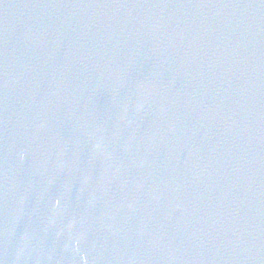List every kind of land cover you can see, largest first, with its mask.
Listing matches in <instances>:
<instances>
[{
	"label": "water",
	"instance_id": "1",
	"mask_svg": "<svg viewBox=\"0 0 264 264\" xmlns=\"http://www.w3.org/2000/svg\"><path fill=\"white\" fill-rule=\"evenodd\" d=\"M0 264H264L240 0H0Z\"/></svg>",
	"mask_w": 264,
	"mask_h": 264
}]
</instances>
